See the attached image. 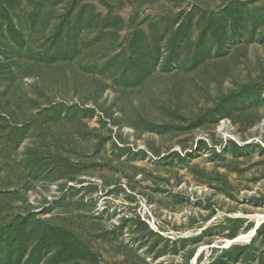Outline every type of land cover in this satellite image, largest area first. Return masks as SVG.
I'll return each instance as SVG.
<instances>
[{"label": "rangeland", "instance_id": "obj_1", "mask_svg": "<svg viewBox=\"0 0 264 264\" xmlns=\"http://www.w3.org/2000/svg\"><path fill=\"white\" fill-rule=\"evenodd\" d=\"M0 264H264V0H0Z\"/></svg>", "mask_w": 264, "mask_h": 264}, {"label": "bare ground", "instance_id": "obj_2", "mask_svg": "<svg viewBox=\"0 0 264 264\" xmlns=\"http://www.w3.org/2000/svg\"><path fill=\"white\" fill-rule=\"evenodd\" d=\"M237 240H239V237H237V238H234V239H232V240H229L230 242H234V241H237Z\"/></svg>", "mask_w": 264, "mask_h": 264}, {"label": "water", "instance_id": "obj_3", "mask_svg": "<svg viewBox=\"0 0 264 264\" xmlns=\"http://www.w3.org/2000/svg\"><path fill=\"white\" fill-rule=\"evenodd\" d=\"M258 227V226H257Z\"/></svg>", "mask_w": 264, "mask_h": 264}]
</instances>
